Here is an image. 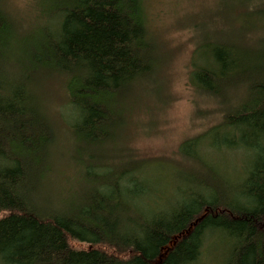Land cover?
Masks as SVG:
<instances>
[{
	"label": "trees",
	"instance_id": "1",
	"mask_svg": "<svg viewBox=\"0 0 264 264\" xmlns=\"http://www.w3.org/2000/svg\"><path fill=\"white\" fill-rule=\"evenodd\" d=\"M3 2L0 264H200L209 238L220 234L230 247L222 264H264V0H245L238 17L247 23L230 34L196 27V45L207 37L214 59L195 65L191 83L201 95H219L223 124L181 146L194 186L167 211L151 206L150 164L131 159L116 167L124 163L107 152L121 144L134 88L159 91L163 58L147 1L38 0L36 23L25 31ZM256 48L260 63L248 59ZM15 54L12 74L6 63ZM56 79L72 107L81 172L91 185L86 195L60 199V208L46 190L58 131L42 89ZM210 149L242 150L249 165L219 171L208 165ZM72 240L90 246L75 248Z\"/></svg>",
	"mask_w": 264,
	"mask_h": 264
},
{
	"label": "rangeland",
	"instance_id": "2",
	"mask_svg": "<svg viewBox=\"0 0 264 264\" xmlns=\"http://www.w3.org/2000/svg\"><path fill=\"white\" fill-rule=\"evenodd\" d=\"M146 1L149 27L154 39L160 43V55L163 58L154 81L159 91H154L152 86L147 88L145 84L134 88L128 106L130 118L121 135V144L119 147L110 145L107 152L115 154L113 163H124L116 167L129 164L131 159L150 164L152 170L149 178L152 187H155V192L150 197L151 206L156 210L167 211L171 208L170 205L174 206L182 198L180 194L184 193L181 190L194 186L193 182L190 183L191 174L188 173L193 167L191 162L184 160L181 146L223 124L224 110L222 111L218 102L219 95H201L191 83L195 65L204 64V61L209 63L211 58L214 59V43H209L207 37H202L199 46L196 45V27L202 24V30L230 34L233 27L240 28L244 22L247 23L245 18L238 17V9H242L241 4L245 0ZM3 3L17 23L19 31H25L36 23L40 13L38 0H4ZM254 21L259 23L257 17H254ZM258 49L248 59L260 63ZM15 56L16 54L6 63V69L12 74L18 72L17 65L13 63ZM242 64L249 67V62ZM212 65L213 63L209 64ZM42 89L46 108L58 131L55 167L47 178L46 190L51 200L57 201L53 206L60 208V199H77L86 195L91 190V185L81 172L84 164L79 163L72 135L74 114L63 81L56 79L43 82ZM225 90L226 86L223 85L221 91ZM238 102L239 99L235 97L233 103ZM210 150L208 165L219 171L240 173L249 165L248 156L242 150L231 153L219 151V154ZM109 171L97 170L100 174ZM142 210L139 208L134 214L138 215ZM70 243L79 249L90 246L76 240ZM229 249L222 234L214 235L208 240V247L200 264H222Z\"/></svg>",
	"mask_w": 264,
	"mask_h": 264
},
{
	"label": "bare ground",
	"instance_id": "3",
	"mask_svg": "<svg viewBox=\"0 0 264 264\" xmlns=\"http://www.w3.org/2000/svg\"><path fill=\"white\" fill-rule=\"evenodd\" d=\"M203 250H204V248H203ZM227 252V251H226Z\"/></svg>",
	"mask_w": 264,
	"mask_h": 264
}]
</instances>
